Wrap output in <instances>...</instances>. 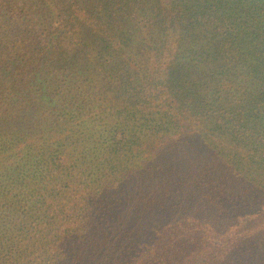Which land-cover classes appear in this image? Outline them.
Here are the masks:
<instances>
[{
  "label": "trees",
  "instance_id": "obj_1",
  "mask_svg": "<svg viewBox=\"0 0 264 264\" xmlns=\"http://www.w3.org/2000/svg\"><path fill=\"white\" fill-rule=\"evenodd\" d=\"M0 264H264V0H0Z\"/></svg>",
  "mask_w": 264,
  "mask_h": 264
}]
</instances>
